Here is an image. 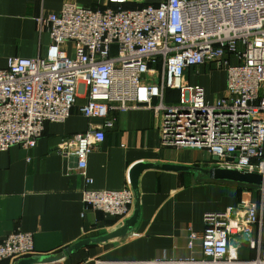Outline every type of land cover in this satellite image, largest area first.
<instances>
[{
  "label": "built area",
  "instance_id": "built-area-1",
  "mask_svg": "<svg viewBox=\"0 0 264 264\" xmlns=\"http://www.w3.org/2000/svg\"><path fill=\"white\" fill-rule=\"evenodd\" d=\"M37 26L49 38L44 54L9 58L0 69V152L34 149L47 124L63 123L76 109L101 123L58 149L76 158L77 173L91 185L87 158L113 126L111 113L145 107L161 116L162 146L205 151L217 168L264 174V0H107L96 10L66 2ZM206 66L225 73L223 95L211 101L185 76ZM167 90L178 92L176 104L164 102ZM233 154L235 162H226ZM256 190L261 206L264 188ZM81 195L87 208L119 223L132 213L130 186ZM260 215L248 191L235 207L204 214L201 259L96 264H264ZM189 239L191 247L196 236ZM243 243L253 259H239ZM33 252L30 233L0 240V264Z\"/></svg>",
  "mask_w": 264,
  "mask_h": 264
},
{
  "label": "crops",
  "instance_id": "crops-1",
  "mask_svg": "<svg viewBox=\"0 0 264 264\" xmlns=\"http://www.w3.org/2000/svg\"><path fill=\"white\" fill-rule=\"evenodd\" d=\"M66 2L95 10L107 4V0H0V69L7 66L9 58L31 59L44 54L49 38L38 32L37 19L58 13ZM209 70V66L201 67L185 76L189 84L202 86L211 101L213 85L218 97L223 95L225 74L216 73L212 79L205 76ZM175 94L168 91L164 102L176 104L172 100ZM84 102L79 99L77 105ZM111 115L115 117L113 126L104 130L103 143L87 158L91 185L77 173L75 158L58 149L64 138L101 123L84 118L76 109L63 123L47 124L34 149L12 147L0 152V240L17 230L30 233L34 252L26 258L40 259L32 264L201 259L204 214L235 207L248 191L264 219V204L260 206L261 193L256 187L197 178L187 172L146 169L138 179L137 224L123 235L66 253L74 244L104 237L124 223L87 208L81 195L85 188L98 192L131 188L130 173L137 164L215 168L205 151L162 146L159 113L134 107ZM191 234L196 239L189 247ZM238 256L250 260L255 251L243 243Z\"/></svg>",
  "mask_w": 264,
  "mask_h": 264
},
{
  "label": "water",
  "instance_id": "water-1",
  "mask_svg": "<svg viewBox=\"0 0 264 264\" xmlns=\"http://www.w3.org/2000/svg\"><path fill=\"white\" fill-rule=\"evenodd\" d=\"M233 154L229 157L226 162L232 163L235 162L233 159ZM75 162H77L75 158ZM146 169H156L166 172H187L193 173L197 178H205L211 181L218 182H229L235 183L239 185H244L248 187H256V188H264V174H260L257 172H249L245 170L238 169H229V168H201L195 166H180L173 164H137L133 167L130 173V184L131 190L134 195V204H133V213L130 218L126 219L122 226L118 228L116 231L99 238L85 239L70 247L66 253H71L81 247L87 246L89 244H95L100 241L107 240L109 238L115 237L117 235H123L126 232L130 231L133 228L138 220H139V191H138V179L142 172ZM61 255L57 257H61ZM40 261L39 258H26L22 259L17 264H32L34 262Z\"/></svg>",
  "mask_w": 264,
  "mask_h": 264
},
{
  "label": "rangeland",
  "instance_id": "rangeland-1",
  "mask_svg": "<svg viewBox=\"0 0 264 264\" xmlns=\"http://www.w3.org/2000/svg\"><path fill=\"white\" fill-rule=\"evenodd\" d=\"M211 72H213L214 75H212ZM221 72H222V73H221ZM216 73L218 74L217 76H221V77H223V73H224V71L216 72V71H212L211 68H210V70L208 71V73H207L205 76H207L208 78H211V76H212V79H213V76H215ZM224 74H225V73H224ZM218 95H219V93H218V91H217V88H216L215 85H213V88L210 90V93H209L210 99H214L215 97H218ZM210 165L213 166V167L215 166L214 163H211Z\"/></svg>",
  "mask_w": 264,
  "mask_h": 264
},
{
  "label": "trees",
  "instance_id": "trees-1",
  "mask_svg": "<svg viewBox=\"0 0 264 264\" xmlns=\"http://www.w3.org/2000/svg\"><path fill=\"white\" fill-rule=\"evenodd\" d=\"M129 7H133V6H132V5H129ZM168 91H172V90H167V91L165 92L164 95H166V93H167ZM172 92H176L175 97H173L172 100H174L175 102H177V101H178V98H179V94H178L177 91H172ZM164 101H165V100H164Z\"/></svg>",
  "mask_w": 264,
  "mask_h": 264
}]
</instances>
